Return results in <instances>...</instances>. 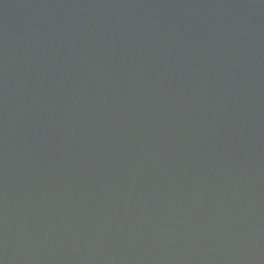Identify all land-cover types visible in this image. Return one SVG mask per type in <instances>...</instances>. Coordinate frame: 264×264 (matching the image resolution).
Wrapping results in <instances>:
<instances>
[{
  "label": "water",
  "instance_id": "95a60500",
  "mask_svg": "<svg viewBox=\"0 0 264 264\" xmlns=\"http://www.w3.org/2000/svg\"><path fill=\"white\" fill-rule=\"evenodd\" d=\"M0 264H264V0H0Z\"/></svg>",
  "mask_w": 264,
  "mask_h": 264
}]
</instances>
